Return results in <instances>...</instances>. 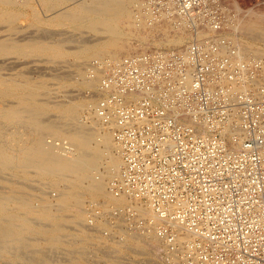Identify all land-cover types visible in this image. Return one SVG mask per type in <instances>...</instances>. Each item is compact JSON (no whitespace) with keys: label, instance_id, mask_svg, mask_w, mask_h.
<instances>
[{"label":"built area","instance_id":"obj_1","mask_svg":"<svg viewBox=\"0 0 264 264\" xmlns=\"http://www.w3.org/2000/svg\"><path fill=\"white\" fill-rule=\"evenodd\" d=\"M135 9L138 22L173 21L193 38L88 65L102 75L96 115L123 159L111 193L128 197L89 211L95 253L113 264H264V52L232 36L242 13L231 0Z\"/></svg>","mask_w":264,"mask_h":264},{"label":"bare ground","instance_id":"obj_2","mask_svg":"<svg viewBox=\"0 0 264 264\" xmlns=\"http://www.w3.org/2000/svg\"><path fill=\"white\" fill-rule=\"evenodd\" d=\"M16 1L0 0V3L10 5ZM18 1L29 5L30 0ZM39 1L51 10L69 0ZM72 1L74 6L62 7L58 11L55 8L54 14L62 18L63 23L65 21L71 25L73 30L90 32L93 37L86 39L87 36L81 35L76 40V36L70 38L71 35L49 42L53 37L45 41L43 38L48 34L43 33V36L37 33L26 38L21 35L22 39L10 35L0 36V57L4 58V62L5 57L13 54L25 58L28 63L32 57H45L56 62L69 56L76 60L75 75L59 77L68 81L61 85L67 87L73 82L84 90H90L89 95L78 101L66 98L60 100L65 103H57L51 101L49 96L51 84L32 79L22 68L26 74L19 75L20 70L17 69L19 71L17 73L16 70V74L19 76L16 78L13 75L7 78L2 74L3 77L0 73V258L6 264H101L102 260V264H113V257L101 258L99 252L95 253L98 249L93 246L94 234L87 224V215L95 208V204H99L97 206L104 211L107 209L106 204L121 206L127 203V196L115 197L110 189L111 181L120 174L123 159L110 127L103 125L96 115L99 93L96 89L100 86L102 75L97 71L86 76L83 72L86 66H83L95 57L102 61L105 60L103 56H109L106 59L114 61L121 58L117 57L121 52L131 55L128 51H132L134 46L138 47L136 40L156 47H182L193 38L190 32L173 21L163 20L152 25L138 22L135 7L139 0ZM237 8L241 13L245 11L239 5ZM10 11L1 10L0 24L9 31H15L13 25L15 18L19 17ZM246 13L249 14V20L241 28L251 38L264 42V12L250 8ZM53 16L50 18L54 19ZM35 20L39 21L38 18ZM37 24L42 25L40 21ZM210 33L201 30L197 36ZM68 42L73 45L69 47ZM66 44L70 51H67ZM240 46L246 53L264 52H259L258 46L253 44ZM1 60L0 63H3ZM13 63L9 66H14ZM56 64L59 66V63ZM62 134L66 137H59L58 140H66L68 145L59 148L56 135ZM51 180L54 181V195L50 193L51 190L47 191L50 188L48 186L52 185H47V181ZM139 211L146 217L154 215L149 207L139 206ZM102 225L99 223L97 228ZM135 240L137 238H133ZM139 247L145 249L143 245Z\"/></svg>","mask_w":264,"mask_h":264},{"label":"rangeland","instance_id":"obj_3","mask_svg":"<svg viewBox=\"0 0 264 264\" xmlns=\"http://www.w3.org/2000/svg\"><path fill=\"white\" fill-rule=\"evenodd\" d=\"M18 1V0H17ZM14 2V4L12 3V4H10V5H4V4H2V3H0V12H1V10L2 9H8V11H10L9 9H11L13 12H15V15H16V17L18 18V19H16L15 18V22H14V27L16 28V32L15 31H9L8 30V28L6 29V27L4 26V25H2V24H0V36H8V35H10V36H12V37H14V38H20V37H22V38H26V37H30L31 35L33 36V35H35V34H40L41 33V35L43 36V34L44 35H47V36H44V38L43 39H45V41H47V40H50V38H51V36L53 37V38H51V40L49 41V42H54L55 40H56V38L57 39H60V38H64L65 36H71V35H73V36H71L70 38H75V36H76V40L78 39V37H80L81 35L83 36V37H86L87 36V38L86 39H88V38H90V36L91 37H93L94 35L92 34V33H90V32H87V31H79V30H73V27H70L71 25H69L67 22H65L64 21V23H63V19L62 18H60V17H57L55 14H56V10H55V8H57V11H58V9H60V8H64V7H66V8H68V7H72V6H74V4H73V1L72 0H69V1H67V2H63L62 4H60L59 6H56L55 8L53 7V9H47V7H45L43 4H42V2H40L39 0H28L29 2V5H25V4H21L19 1L18 2ZM231 1H233V2H236V6L237 5H239L240 7H241V9L242 10H245V11H243L242 12V14H241V19H240V28L238 29V30H236V31H234L233 32V34H232V36L239 42V43H241L242 45H249V44H253L254 46H258V48H259V52L261 51V52H263L264 51V42L263 41H261V40H255L254 38H251L250 37V35L249 34H246V32H244L243 30L244 29H242L243 28V25L245 24V22H247V20H249V14H247L246 12L248 11V10H250V8L251 9H255V11L257 10V11H259V12H264V6L263 7H254V4H255V0H231ZM72 2V3H71ZM17 3V4H16ZM20 3V4H19ZM27 3V4H28ZM15 5V6H14ZM20 7H19V6ZM24 5H25V7H24ZM63 5V6H62ZM5 6V7H4ZM7 7V8H6ZM12 7V8H11ZM33 7V8H32ZM15 9V10H14ZM65 9V8H64ZM16 10H17V13H16ZM31 10H34V11H31ZM41 10V11H40ZM46 10V11H45ZM12 11H10V12H12ZM20 11V12H19ZM35 11L37 12V13H35ZM48 11V12H47ZM18 13H20V15L18 14ZM37 14V15H35V14ZM55 13V14H54ZM53 15H55V17L53 16ZM32 16V17H31ZM51 16H53L54 17V19L52 18H50ZM35 17V19H39V21H40V23H42V25L41 24H37L38 22H37V20H33V18ZM51 19V20H49V18ZM60 19V20H59ZM60 22H59V21ZM44 23H43V22ZM53 21V22H52ZM47 23V25H46V23ZM50 22H52V24L50 23ZM59 23V24H57V23ZM62 25H61V24ZM66 23V24H65ZM18 24V25H17ZM49 24V25H48ZM55 24V25H54ZM32 25H34V27H32ZM44 25V26H43ZM4 26V27H3ZM18 26V27H17ZM38 27V29H33V28H37ZM43 26V27H42ZM24 27V28H23ZM242 27V28H241ZM45 29V30H42V29ZM5 29V30H4ZM17 29H18V31H17ZM39 29H41L42 30V32H41V30H39ZM57 29V30H56ZM62 29V30H61ZM240 29H242V31L240 30ZM7 30V31H6ZM21 30V31H20ZM26 30H29V31H26ZM73 30V31H72ZM4 31V32H3ZM24 31V32H23ZM40 31V32H39ZM45 31V32H44ZM14 33V36L12 35L13 33ZM47 32V33H46ZM52 32V33H51ZM55 32H60V33H62V34H60V33H55ZM64 32V33H63ZM87 32V33H86ZM10 33V34H9ZM17 33V34H16ZM23 33V34H22ZM43 33V34H42ZM55 33V34H54ZM76 33V34H75ZM5 34V35H4ZM7 34V35H6ZM26 34H28V35H26ZM50 34V35H49ZM22 35V36H21ZM41 35H39V36H41ZM60 35V36H59ZM237 35V36H236ZM17 36V37H16ZM41 36V37H42ZM55 36V37H54ZM22 38H20V39H22ZM66 38V37H65ZM69 38V39H70ZM53 39H55L54 41H53ZM134 40V39H133ZM132 40V42H134L135 43V40L133 41ZM137 42L135 43L136 44V46H138L137 48L134 46V48L132 49V51H128V53L130 52V53H132V54H134V53H139V52H142V51H146V50H150V49H157V48H169V47H175L176 49H180V48H183L184 46H182V47H180V46H159V47H156V46H150L149 44H141V41H139V40H136ZM139 41V42H138ZM248 43H247V42ZM252 43H251V42ZM256 42V43H255ZM68 45H70L69 47H71L72 45H73V43L72 42H68L67 43ZM66 44V48H67V51H70V49H69V47H68V45ZM138 44V45H137ZM260 46V47H259ZM140 47V48H139ZM135 49V50H134ZM263 50V51H262ZM124 55H128L127 54V52H121L117 57H122V56H124ZM10 57V58H9ZM12 57V58H11ZM103 57H105L104 59H106L107 57H109V56H103ZM1 58V57H0ZM7 58H9V59H7ZM5 57V62H4V58H1V59H3V60H1V61H3V63L1 62L0 63V68H2V70L0 69V73H1V75L3 74V75H5L7 78L9 77V78H12V75H13V77H15L16 78V76H19L20 75V73L22 74H26V72H27V76H29V77H31L32 76V79L33 78H35L34 80H42V81H46V83H47V85L49 84L50 85V93H49V96H51V101L52 100H54V101H56L57 103L59 102H61V101H64V100H66V98L68 99L69 98V100H75V101H78V100H80L81 98H83V97H86L87 95H89V91L90 90H88V89H82L81 87H79V85L78 86H76V83H73V82H71V84L69 83V86H62L63 84H66V83H68V81L66 80H64V79H62V78H59V77H61V76H64V75H68V74H73V75H75V73H74V69L76 68V63H75V59H73V58H70L69 56L65 59V60H57L56 62H54V60H47V58H45V57H32V58H30V60H29V63H28V61L25 59V58H23V57H19L18 55H10V56H8V57ZM45 58V59H44ZM33 59H36L35 61L37 62H35ZM93 61H95L96 59L97 60H99V58H91ZM117 59V58H116ZM8 60V61H7ZM23 62H22V61ZM25 60H26V63L24 64V62H25ZM68 60H69V62H73V64L75 65H73L72 66V63H70L69 64V62H68ZM72 60V61H71ZM92 60H90V61H87V63H85L84 64V66L83 67H85V68H83V72H85V75L87 76L88 74H89V72H87L88 70L86 69V68H88V63H91V61ZM11 61H12V63L13 62H15V63H13V65L14 66H9V65H12V63H11ZM20 61H21V65L19 64L20 63ZM52 61V62H51ZM62 61V62H61ZM8 62V63H7ZM18 64H17V63ZM34 64H33V63ZM47 62V63H46ZM49 62H51V63H49ZM67 62V63H66ZM6 63H7V65H6ZM32 63V64H31ZM42 63V64H41ZM56 63H59V66L56 64ZM88 64V65H87ZM45 65V66H44ZM64 65V66H63ZM68 65V66H67ZM4 66V67H3ZM6 66V67H5ZM16 66V67H15ZM23 66H26V67H23ZM39 66V67H38ZM51 66H52V68H51ZM54 66V67H53ZM8 67V68H7ZM56 67V68H55ZM15 68V69H14ZM23 70H25V71H22V69ZM25 68V69H24ZM30 68V69H29ZM58 68H60V69H58ZM10 69V70H9ZM13 69V70H12ZM17 69H19V70H17ZM28 69H29V71H28ZM48 69V70H47ZM50 69V70H49ZM55 70V71H53V70ZM16 70H17V73H18V71H19V75L18 74H16ZM67 70V71H66ZM14 71V72H13ZM63 71V72H62ZM66 71V72H65ZM69 71V72H68ZM10 72V73H9ZM25 72V73H24ZM44 72V73H43ZM46 72V73H45ZM7 73H9V74H7ZM32 73H34V74H32ZM48 73V74H47ZM60 73V74H59ZM62 73V74H61ZM16 74V75H15ZM2 75V76H3ZM10 75V76H9ZM44 75V76H43ZM57 75V77L55 78V76ZM5 76H3V77H5ZM50 76H52V78L50 77ZM54 76V77H53ZM43 78V79H42ZM57 80H59V81H57ZM51 81V82H50ZM57 84H56V83ZM66 82V83H65ZM76 82V81H75ZM54 84V85H53ZM62 84V85H61ZM75 84V85H74ZM58 85V86H57ZM52 87V88H51ZM57 87H59V88H57ZM100 87V86H99ZM99 87L96 89V91L97 92H99ZM57 88V89H56ZM63 88V89H62ZM55 89V90H54ZM62 91H61V90ZM65 89H66V91H65ZM72 90V91H71ZM55 91V92H54ZM54 92V93H53ZM83 92V93H82ZM87 92V93H86ZM56 93V94H55ZM96 93V92H95ZM63 94H64V97H63ZM55 95H56V97H55ZM66 95L68 96V97H66ZM85 95V96H84ZM52 96H54V97H52ZM62 96V97H61ZM59 97V98H58ZM74 97V98H73ZM77 97V98H76ZM99 97V93H97V101H98V98ZM63 99V100H62ZM61 100V101H60ZM53 101V103H55ZM61 103H65V102H61ZM83 115H85L84 113H83ZM57 136V139L59 138V137H66L65 135H56ZM49 140V139H48ZM15 174L16 175H18V173L17 172H15ZM19 177H20V175H18ZM17 176V177H18ZM53 180H51V181H47V185H51V186H48V187H50L49 189H47V191L49 192V190H51V194L53 193V195L54 194H56V191L54 190V187H53V183H54V181L52 182ZM102 199V198H101ZM105 201H107L108 199H104ZM104 201V202H105ZM7 262H5V260H2V258H0V264H6ZM14 264H21V263H19V262H13ZM8 264H12V263H8Z\"/></svg>","mask_w":264,"mask_h":264}]
</instances>
